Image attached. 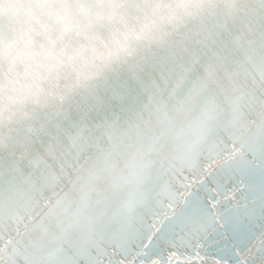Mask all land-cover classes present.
I'll return each mask as SVG.
<instances>
[{"label":"water","instance_id":"obj_1","mask_svg":"<svg viewBox=\"0 0 264 264\" xmlns=\"http://www.w3.org/2000/svg\"><path fill=\"white\" fill-rule=\"evenodd\" d=\"M4 198L0 264H264V0H15Z\"/></svg>","mask_w":264,"mask_h":264},{"label":"clouds","instance_id":"obj_2","mask_svg":"<svg viewBox=\"0 0 264 264\" xmlns=\"http://www.w3.org/2000/svg\"><path fill=\"white\" fill-rule=\"evenodd\" d=\"M168 3H171L174 7H176L179 3V0H167ZM15 0H0V17L6 18L8 15V10L11 6H13ZM87 71V70H86ZM8 204L7 198L4 200H0V212L7 213ZM206 214L212 218L214 223L220 224L222 227L225 226V221L221 219V217L216 215V209L209 207L206 209Z\"/></svg>","mask_w":264,"mask_h":264},{"label":"snow or ice","instance_id":"obj_3","mask_svg":"<svg viewBox=\"0 0 264 264\" xmlns=\"http://www.w3.org/2000/svg\"><path fill=\"white\" fill-rule=\"evenodd\" d=\"M121 47H123V45H121Z\"/></svg>","mask_w":264,"mask_h":264}]
</instances>
